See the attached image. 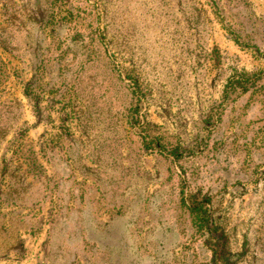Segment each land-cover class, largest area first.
Listing matches in <instances>:
<instances>
[{
  "label": "rangeland",
  "instance_id": "obj_1",
  "mask_svg": "<svg viewBox=\"0 0 264 264\" xmlns=\"http://www.w3.org/2000/svg\"><path fill=\"white\" fill-rule=\"evenodd\" d=\"M0 264H264V0H0Z\"/></svg>",
  "mask_w": 264,
  "mask_h": 264
},
{
  "label": "trees",
  "instance_id": "obj_2",
  "mask_svg": "<svg viewBox=\"0 0 264 264\" xmlns=\"http://www.w3.org/2000/svg\"><path fill=\"white\" fill-rule=\"evenodd\" d=\"M241 87H243L244 90H248L247 86H241ZM197 215L199 216L198 212Z\"/></svg>",
  "mask_w": 264,
  "mask_h": 264
}]
</instances>
